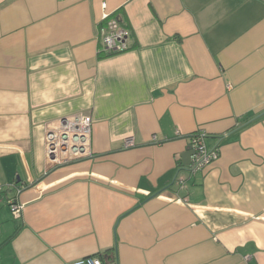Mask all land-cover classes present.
Masks as SVG:
<instances>
[{
  "label": "crops",
  "instance_id": "obj_1",
  "mask_svg": "<svg viewBox=\"0 0 264 264\" xmlns=\"http://www.w3.org/2000/svg\"><path fill=\"white\" fill-rule=\"evenodd\" d=\"M262 111L264 0H0V264H264ZM74 115L89 154L53 157Z\"/></svg>",
  "mask_w": 264,
  "mask_h": 264
},
{
  "label": "built area",
  "instance_id": "obj_2",
  "mask_svg": "<svg viewBox=\"0 0 264 264\" xmlns=\"http://www.w3.org/2000/svg\"><path fill=\"white\" fill-rule=\"evenodd\" d=\"M104 26L100 29L101 51L105 53H119L127 50L126 43L127 31L119 24L115 16L104 15ZM92 130V122L89 116L74 115L71 118L62 119L57 137L56 134L50 133L48 139L54 140L55 149L59 148L62 152L68 151L74 155H88V143ZM191 145L194 149V155L191 157L189 169L198 171L217 159V150H208L203 141V135L195 134L192 137ZM156 138L153 137L152 141ZM131 145V139L126 141ZM56 155V154H55ZM12 211L16 217L21 215V206L10 201ZM69 264H105L101 257H83L72 261Z\"/></svg>",
  "mask_w": 264,
  "mask_h": 264
},
{
  "label": "water",
  "instance_id": "obj_3",
  "mask_svg": "<svg viewBox=\"0 0 264 264\" xmlns=\"http://www.w3.org/2000/svg\"><path fill=\"white\" fill-rule=\"evenodd\" d=\"M264 115V111L261 113L257 114L255 117H253L251 120H255L259 118L260 116ZM50 149L52 153L54 152L55 145H54V140L50 142ZM194 155V149L192 145H189L186 150L181 154L182 157V162L184 166H189L191 162V157ZM53 157H55V153H53Z\"/></svg>",
  "mask_w": 264,
  "mask_h": 264
},
{
  "label": "trees",
  "instance_id": "obj_4",
  "mask_svg": "<svg viewBox=\"0 0 264 264\" xmlns=\"http://www.w3.org/2000/svg\"><path fill=\"white\" fill-rule=\"evenodd\" d=\"M106 55H112L111 53H106ZM96 256L101 257L105 264H107L109 261L107 260V255L103 253H98Z\"/></svg>",
  "mask_w": 264,
  "mask_h": 264
}]
</instances>
